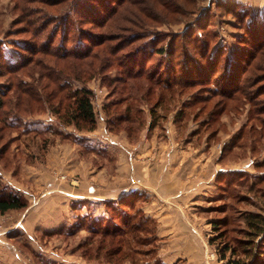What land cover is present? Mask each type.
<instances>
[{
    "label": "rangeland",
    "instance_id": "1",
    "mask_svg": "<svg viewBox=\"0 0 264 264\" xmlns=\"http://www.w3.org/2000/svg\"><path fill=\"white\" fill-rule=\"evenodd\" d=\"M69 1L51 7L40 3V0L33 2L0 0V93L4 95L6 101L5 107L0 110V188L13 189L28 203L23 210L0 214L2 216L0 247L10 256L17 258L20 264H113L103 255L104 250L96 251L100 234L90 232L87 223L92 222L86 221L105 215L106 200L99 204L74 199L71 196L66 210L63 211L62 207H59L61 212L57 210L56 216L48 210L43 215L35 217L39 221L35 224L40 227L35 230L36 232L18 229L14 221L36 202L35 199L38 202V198H41L42 202L39 204L44 203L45 207L48 202L43 199L48 194L56 195L58 203L60 192L70 193V189L78 188L81 181L88 180L90 184L97 185L94 178H97L98 174L108 182L114 178L121 180L122 177L128 183L135 166L141 168V164H150L155 156L162 155L163 159L164 156L170 159L168 166L171 168L172 166L180 168L183 164V176L187 182L202 175L201 184L196 182L192 186L195 188L194 191L199 186H202L201 191L205 190L200 193V198L194 201L195 216L202 219L200 241L204 251V262L226 264L231 258L230 250L225 251V259L220 260V254L223 253L225 245L238 248L239 244L235 237H238L240 233L237 232L245 227L244 213L258 211L264 214V125L261 124L264 120V66L259 68L255 66L259 55L253 66L242 75L246 96L240 97L238 101L234 100L233 103L228 102L232 108L229 107L223 115L212 116L211 119L210 110L213 103L218 100L217 97L201 102L199 95L203 96L206 93L198 90V87L185 90L176 87L174 99L157 109L156 114L159 113L158 116L163 117L155 120L153 125H150L152 122L148 108L154 102V96L149 97L147 103L129 100L135 114L131 116H136L138 120L129 124L122 123L119 129L111 128L106 123L108 115L104 105L121 96L117 91V94L110 93L114 85L121 87L113 81L119 75L117 69L111 67L103 74L93 75L85 83L70 79L73 88L85 85L94 92L92 104L96 118L95 128L92 131L85 128L77 129L66 123L68 119L63 110H60L59 114L55 113L58 107L55 100L44 97L49 90L43 91L39 87L50 81L41 79L39 74L35 73L37 67L34 70L25 69L22 74L9 75L7 72L10 65L6 63L7 60L14 62L17 55L24 52L19 49V44H33L35 40L33 33H36L40 24L47 22L48 25L37 38L41 37L43 40L49 36L54 21L47 16L65 12ZM87 1L84 0V3L92 4ZM162 1L167 4L176 1L180 14L159 15L160 24L152 23L145 28L144 32L149 34L146 40H152L153 46L157 48L159 46L168 50L174 48L175 62H179L181 58L179 54L183 51L187 50L189 53L193 51L194 39H198V43L195 42L197 49L207 40L210 49L218 46L224 53L219 60L223 66L228 58L227 52L230 51L232 54L236 52L235 48L239 46L238 39L243 35L246 26V18L242 21V18L238 19L235 16L238 14L229 11L228 7L233 5L231 2L249 6L255 11L264 7L255 8L237 0H187L186 4L182 0ZM133 2L135 6L148 5L149 8L154 0ZM87 19L89 18L75 15L70 34L74 36L77 29L101 31L92 27ZM120 24L141 31L132 24L125 22ZM27 27L30 31L24 33ZM106 28L107 26L103 29L105 32L117 33V37L119 34L124 36L130 33ZM58 36L59 33L55 40ZM116 42L126 41H121L119 37L112 44H118ZM138 43L125 47L116 56L122 57L123 53ZM24 54L29 56L30 53ZM147 63L149 65L144 72H161L164 68L163 60L157 56L148 59ZM60 65L62 66V63ZM12 76L15 78L12 79ZM11 82L13 88L9 89ZM49 85L53 87V83ZM144 91L141 90L137 97ZM18 92H22L19 101ZM33 92L42 95L41 99L35 100ZM191 93H194L195 99H191ZM125 105L126 103H123L118 109ZM179 110L181 113L176 116ZM11 121L14 122L13 125L9 124ZM88 136L95 137L89 139ZM113 144H117L119 150L114 154L108 150V146ZM223 148L231 150L222 154ZM160 151L164 153L157 154ZM120 157L124 167L121 166L119 169L115 162ZM223 170L241 172L232 174L233 183H229L225 188V194L221 195L224 192L219 186L224 183L217 178ZM208 180L210 182L204 184V181ZM203 184L207 185L205 189ZM192 186L189 185L186 189L191 190ZM140 191L144 193L143 197L147 198L140 202L146 214L145 206L149 203L150 197L146 191ZM135 208L124 212L118 211L119 216L115 221L119 222L121 218L127 217L130 219L135 213ZM151 218L157 230L158 222ZM223 218L226 220L225 224L222 222ZM45 219L49 221L48 224H45ZM6 220L9 222L7 226L4 225ZM41 221L44 222L43 226L50 229H42ZM217 221L222 222L218 229L214 227V222ZM11 222H14V225ZM147 224L149 227L152 226L150 223ZM156 237V241H150L147 248L157 246L158 255L160 239L157 234ZM259 248V252H264V245ZM149 257L142 256L143 259ZM116 264L129 262L121 261Z\"/></svg>",
    "mask_w": 264,
    "mask_h": 264
},
{
    "label": "trees",
    "instance_id": "2",
    "mask_svg": "<svg viewBox=\"0 0 264 264\" xmlns=\"http://www.w3.org/2000/svg\"><path fill=\"white\" fill-rule=\"evenodd\" d=\"M33 1L37 0H27V2ZM66 1L40 0V3L52 7L65 4ZM182 1L184 4L187 3V0ZM87 2L92 4H86L84 0L79 2L70 0L66 4L65 12L47 16L48 19L54 21L49 36L43 40L41 37L37 38L48 25L47 22L40 24L36 33H33L35 39L33 44H19V49L24 50L23 53L29 52V56L23 53L20 55L19 50H16L18 51L17 60L6 62L10 65L7 66L9 75L22 74L25 69L34 70L37 67L35 73H38L41 79L50 81L39 87L43 91L49 90L46 91L44 97L48 100H55L58 106L55 113L59 114L60 110H63L68 119L66 123L72 124L77 129L85 128L92 131L95 128L96 118L92 104L94 92L85 85L73 88L70 79L85 83L95 74H103L111 67L117 69L119 75L113 81L121 87L114 85L110 93L113 95L117 91L121 96L117 100L107 102L104 110L108 115L107 126L119 129L122 123L129 124L138 120L136 116H131L133 110L129 100L134 102L140 100L147 103L149 97H155L154 102L148 108L152 122L150 125H153L155 120L163 117L158 116V112L156 114L157 109H160L165 102L174 99V88L176 87L180 90L198 87V90L206 93L203 96L199 95L201 102L217 97L218 100L213 103L210 110V119L212 116L223 115L229 107L232 108L228 102L233 103L234 100L238 101L240 97L246 96L242 75L253 66L257 55L259 59L255 66L258 68L264 66V7L255 11L249 6L231 2L233 5L228 7L229 11L232 14H238L235 16L238 19L242 18V21L246 18V26L243 35L238 39L239 46H236V52L233 54L230 51L227 52L228 58L223 66L219 60L224 53L218 46L210 49L207 40L203 41L201 48L197 49L195 42L198 43V39H194L192 43L195 50L193 48L191 53L185 50L179 54L181 55H178L181 57L179 62H175L173 58L174 48L171 47L169 50L163 46L157 48L153 46L152 40H146L149 34L144 32L145 28L152 23L160 24L159 15L180 14V8L175 4L176 1L167 4L162 0H154L149 8L148 5L146 7L136 5V7L133 0H88ZM75 15L88 17L89 24L101 31L89 32L77 29L73 36L70 32L75 22L73 20ZM120 22L132 24L141 31L132 30L130 26L121 25ZM106 26L107 30L115 28L130 33L124 36L119 34L117 37V33L105 32L103 29ZM29 31L27 27L24 33ZM58 33L59 36L55 40ZM119 37L121 41L126 42H116L118 44L113 45L112 43ZM137 42L139 43L123 53L122 57L116 56L125 47ZM154 56L163 60V70L154 73L144 72L149 65L147 60ZM14 78L12 76V79ZM50 83H53V87H50ZM12 86L13 82L9 89L13 88ZM141 90L145 91L137 97ZM16 91L22 90L16 89ZM33 94L36 97L35 100L41 99L42 95L34 92ZM17 95L18 101L21 100L22 92H18ZM190 96L191 99L196 98L194 93ZM5 103V97L0 93V110L5 107ZM123 103L126 105L118 109ZM255 111L260 113L258 110ZM180 113V110L177 111L176 116ZM60 116L63 115L60 114ZM9 124L13 125L14 122L11 121ZM261 124L264 125V120ZM228 151L223 148L222 154ZM240 172L223 170L219 173L217 179L224 183L219 186L223 192L229 183H233L232 174H240ZM224 194L225 192L221 193V195ZM143 196L145 195L142 191L133 190L116 199L106 200L104 202L105 215L86 220L92 222V224L87 223L90 232L100 234L96 251L104 250L103 255L107 257L108 262L113 264L121 261H128L129 264H165L157 255V246L147 248L150 241H156L157 237L154 220L142 210L140 202L147 199ZM27 206V200L21 194L8 187L0 188V214L23 210ZM134 207H136L135 213L130 216V219L127 217L121 218L119 222L115 221L119 216L118 211L124 212ZM222 220L225 224V218ZM222 222H214V227L218 229ZM243 222L245 227L240 229L237 232L240 234L235 237L239 244L238 248L225 245L223 253L220 254V260L225 259V251L230 250L231 258L226 264H264V252H259V247L264 245V214L258 211H247L244 213ZM147 223L152 226L149 227ZM141 246L146 248L143 249ZM142 256L150 257L143 259Z\"/></svg>",
    "mask_w": 264,
    "mask_h": 264
},
{
    "label": "crops",
    "instance_id": "3",
    "mask_svg": "<svg viewBox=\"0 0 264 264\" xmlns=\"http://www.w3.org/2000/svg\"><path fill=\"white\" fill-rule=\"evenodd\" d=\"M244 4H249L255 8L264 6V0H237ZM95 136H88L92 139ZM124 149V148H122ZM108 150L112 153H117L118 145L113 144L108 146ZM157 153V152H156ZM160 151L157 154H163ZM117 157V155H116ZM123 157V156H122ZM157 155L150 164H141V168L135 166L134 173L130 175L129 182L114 178L111 182L106 181V178H101L98 174L97 185H92L89 181H81L78 188L70 189L68 192H60L58 195L59 202L56 203V195L48 194L44 197V201L48 204L44 207V203L39 204L41 198L34 200V204L21 214V217L16 219L15 226L18 229H23L25 232H34L40 228L35 222H39L36 216H41L48 210L53 212L56 216L58 211L66 210L69 197L74 199H81L87 201L98 202L99 204L104 200H113L119 196L131 192L133 190H144L150 197L149 203L145 206L146 214L155 218L158 222L156 234L159 237V251L158 255L165 264H205L204 251L200 241V224L201 218L195 216L194 201L200 198L202 186L197 183V188L194 191L192 186L196 182L201 184V176L193 181H186L184 178L183 164L180 168L176 166H168L170 159ZM115 164L120 169L124 167L121 162V157L116 159ZM132 167V165H131ZM137 167V168H136ZM136 169V170H135ZM191 171V170H189ZM205 171H207L205 169ZM189 174V172H188ZM210 180L204 181L209 183ZM203 184L205 189L207 185ZM191 185V190L186 187ZM210 187V186H209ZM74 190V191H71ZM69 191V190H65ZM64 195H63V194ZM43 201V202H44ZM179 203V205H177ZM34 206V207H33ZM44 207V208H43ZM58 210V211H57ZM196 217V219L194 218ZM8 220V219H7ZM5 221L4 225L7 226L9 222ZM0 222L2 216L0 215ZM14 222H11L13 224ZM40 224L42 229H50L48 226H43L44 222ZM49 221L45 219V224ZM2 224V223H1ZM14 225V224H13ZM5 227V226H4ZM15 228V227H14ZM4 232V231H3ZM36 232V231H35ZM0 264H20L17 258H14L0 247Z\"/></svg>",
    "mask_w": 264,
    "mask_h": 264
}]
</instances>
